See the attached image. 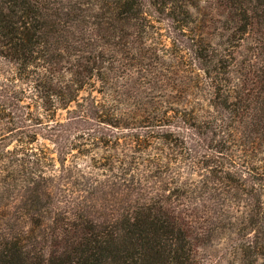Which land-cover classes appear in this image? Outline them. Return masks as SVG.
<instances>
[{
    "label": "trees",
    "instance_id": "obj_1",
    "mask_svg": "<svg viewBox=\"0 0 264 264\" xmlns=\"http://www.w3.org/2000/svg\"><path fill=\"white\" fill-rule=\"evenodd\" d=\"M0 58V264H264V0H0Z\"/></svg>",
    "mask_w": 264,
    "mask_h": 264
},
{
    "label": "rangeland",
    "instance_id": "obj_2",
    "mask_svg": "<svg viewBox=\"0 0 264 264\" xmlns=\"http://www.w3.org/2000/svg\"><path fill=\"white\" fill-rule=\"evenodd\" d=\"M244 44L245 45L242 48H240V54H238V57L240 59H242L243 57L245 58V56L249 54V50H248L249 45L247 43H244ZM8 69H10V66L7 65L0 58V70H8ZM59 113L60 115L64 114V112L62 111H60ZM220 249L221 247L219 245H214V246H209V247L204 248L203 252L207 253L212 258L213 261H216L215 264H229L226 259H223V258L219 259Z\"/></svg>",
    "mask_w": 264,
    "mask_h": 264
}]
</instances>
